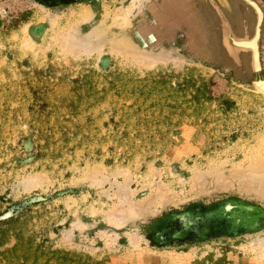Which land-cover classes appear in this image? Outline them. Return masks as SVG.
<instances>
[{
    "label": "rangeland",
    "instance_id": "1",
    "mask_svg": "<svg viewBox=\"0 0 264 264\" xmlns=\"http://www.w3.org/2000/svg\"><path fill=\"white\" fill-rule=\"evenodd\" d=\"M127 1L0 0V264H264V68L210 0Z\"/></svg>",
    "mask_w": 264,
    "mask_h": 264
},
{
    "label": "bare ground",
    "instance_id": "2",
    "mask_svg": "<svg viewBox=\"0 0 264 264\" xmlns=\"http://www.w3.org/2000/svg\"><path fill=\"white\" fill-rule=\"evenodd\" d=\"M223 1H224V3H226L227 0H223ZM152 2H153L152 0H128L125 3V5L119 11H117V13L115 14V17L112 18L113 19V24L114 25L117 24L118 26H122V27L128 28L132 24L133 19L135 20V18L138 15L142 14L143 12H145V10H148V8L150 7ZM259 7H260V5H259ZM261 10H262V8H261ZM218 12L220 13L221 17H223V21H225V23L227 24L226 19H224L225 16L223 15L221 9H218ZM262 12H263V10H262ZM88 15H89V17L87 19H91L92 16H93V11H90V13ZM262 15L264 17V12L262 13ZM105 28L106 27L104 26V23H100L99 25H95V28H94V31H93L95 33V37H97L99 40L100 39L102 40V38H104V36H105L104 33L107 30V28L106 29ZM245 37H248V36L246 35ZM248 38H246V40H243L242 44H245L246 48H249V49L252 48L255 51V40L247 41ZM120 45L123 48V50L126 49L127 53H130L131 55L133 54L134 58H136V57H138L140 59L144 58L145 62L146 61L147 62L150 61V63H154V62H156V60L160 59V55L159 54H158L159 56L157 55V57H156V55L153 56L150 53H149V55H142L140 53V49H138L129 40L125 41L124 43H121ZM247 46H250V47H247ZM129 51H132L133 53H131ZM244 52H247V51H244ZM254 66L256 68H258V66H259L257 64V60H256V56L255 55H254ZM257 88H258L259 91H261L264 94V83H261L260 85H258ZM255 158L257 159L256 161L254 160L255 161L254 162V167H256V168L253 167V172L254 173L258 172L257 174H260L261 176L263 175L261 177V181L259 183L260 187H261L262 184H264V169H263V167H264V165H263L264 164V159H260L261 157H257V156Z\"/></svg>",
    "mask_w": 264,
    "mask_h": 264
},
{
    "label": "water",
    "instance_id": "3",
    "mask_svg": "<svg viewBox=\"0 0 264 264\" xmlns=\"http://www.w3.org/2000/svg\"><path fill=\"white\" fill-rule=\"evenodd\" d=\"M245 3H247L248 5H250L252 7V9L254 10L255 16H256V24H255V28H254V33L251 37H249L247 39V41L250 40H255V51L252 48H246L245 44H242L243 40H246L247 37L244 36H236L233 33V30L231 28V25L227 19V17L225 16L220 4L216 1V0H210L213 8L216 10L218 16L221 19V23H222V43L224 45V47L226 48L227 52L237 58L239 52L241 51H251V66L253 71H259L261 69V61H260V51H259V37H260V32H261V24H262V19H263V15H262V10L259 7V5L257 4V2L255 0H243ZM218 9H221L223 15L225 16L226 19V23H224V21H222V17L220 15V13L218 12ZM250 47V46H247ZM255 53V54H254ZM254 55L256 56V60H257V64L259 65L258 68H256L254 66ZM261 83H264V79H257L253 81L254 86L257 88L258 85H260Z\"/></svg>",
    "mask_w": 264,
    "mask_h": 264
},
{
    "label": "crops",
    "instance_id": "4",
    "mask_svg": "<svg viewBox=\"0 0 264 264\" xmlns=\"http://www.w3.org/2000/svg\"><path fill=\"white\" fill-rule=\"evenodd\" d=\"M255 1L260 5V7L262 8L264 12V0H255ZM232 8L233 10L230 16L227 17V19L231 25L233 33L236 36H244V35L249 36L252 34V32L254 33V25L256 22V16H255V13L253 12L254 10H252V7L248 4L245 5L246 11L242 13V8L244 7L238 0H234V3L232 2ZM243 14H247V17L243 18V16H245ZM259 51H260L261 69L263 70L264 68V65H263L264 64V61H263V58H264V17L262 20L261 32H260V37H259ZM247 52L250 54V62H251V53L250 51H247ZM240 54L241 52H239L238 57Z\"/></svg>",
    "mask_w": 264,
    "mask_h": 264
},
{
    "label": "flooded vegetation",
    "instance_id": "5",
    "mask_svg": "<svg viewBox=\"0 0 264 264\" xmlns=\"http://www.w3.org/2000/svg\"><path fill=\"white\" fill-rule=\"evenodd\" d=\"M257 4H258V3H257ZM252 34H253V32H252ZM252 34H251V35H252ZM248 35H249V34H248ZM251 35H249V36H251ZM257 79H262V78H257ZM257 79H255V80H257Z\"/></svg>",
    "mask_w": 264,
    "mask_h": 264
}]
</instances>
